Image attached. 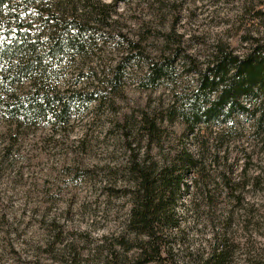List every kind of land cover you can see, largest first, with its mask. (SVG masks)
Here are the masks:
<instances>
[{
  "label": "rangeland",
  "instance_id": "374dc122",
  "mask_svg": "<svg viewBox=\"0 0 264 264\" xmlns=\"http://www.w3.org/2000/svg\"><path fill=\"white\" fill-rule=\"evenodd\" d=\"M44 11L74 17L83 29L64 36L82 47L36 60L56 102L45 115L15 121L4 113L27 94L32 74L7 93L0 86V264H134L135 253L118 246L135 244L130 163L180 156L197 167L185 173L188 195L167 233L169 262L203 264L224 253L209 264H264V120L252 117L250 102L249 113L194 134L182 120L194 70L217 46L239 55L264 46V0H9L0 7V51L19 24L44 57L54 31ZM13 55H0V75L19 63L21 53ZM162 60L167 77L146 89L151 64Z\"/></svg>",
  "mask_w": 264,
  "mask_h": 264
},
{
  "label": "trees",
  "instance_id": "16d2710c",
  "mask_svg": "<svg viewBox=\"0 0 264 264\" xmlns=\"http://www.w3.org/2000/svg\"><path fill=\"white\" fill-rule=\"evenodd\" d=\"M8 1L0 0V7ZM113 1L125 3L129 0ZM44 13L48 15L54 27L44 57L34 56L36 53L34 44L29 42L28 34L22 31L19 24L13 36L9 38L7 47L0 51V55L6 56L8 60L14 56L13 51L21 53L19 63L7 68L9 75L6 77L5 72L0 75V86L6 82L3 86L6 89L5 93L8 88L22 82V75L32 74L29 77L33 83L30 84L27 94L23 98L13 96L5 103L8 104L4 109L6 117L15 121H25L24 117L34 118L45 115L50 106L56 104L55 96L45 90L47 66L39 62L36 67V60L47 61V58H50L52 61L58 56L64 57V53L69 49L77 47V50H81L82 47L75 43L72 36L70 38L64 36L75 27L83 29L74 17L68 20L64 17L52 16L51 12L44 11ZM250 46L242 55L217 46L211 61L203 68L194 70L195 87L186 99V108H184L186 104L182 107L183 124L191 134L201 127H209L214 123L226 125L234 112L241 115L249 113L252 104V117L257 116L255 119L259 124H261L260 120H264V46L258 42ZM6 65L4 67H7ZM169 65L166 60L151 64L146 79L149 83L146 89L156 88L158 83L167 77ZM245 102H250L249 107ZM58 107L56 105L52 110L51 114L54 117L62 115L61 113L65 114L68 110L67 104ZM7 151L8 148H5L3 152ZM191 167L197 166L188 156L163 161L160 165L148 163L147 160L142 162L132 160L130 163L128 175L132 189L129 193L130 211L127 230L135 244L129 247L126 246L128 244L119 242L118 246L135 253L137 260L134 264H171L166 258L170 252L166 242L167 233L178 228L176 210L181 206V197L188 195L189 187L187 186L185 191L182 188L185 184L183 181L185 173ZM111 255L114 257L115 253ZM223 256L224 253L213 254L203 264H209L212 259L220 260ZM105 264L114 263L105 262Z\"/></svg>",
  "mask_w": 264,
  "mask_h": 264
}]
</instances>
